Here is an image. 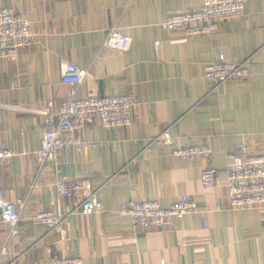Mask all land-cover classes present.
<instances>
[{"label":"crops","instance_id":"0c3cea01","mask_svg":"<svg viewBox=\"0 0 264 264\" xmlns=\"http://www.w3.org/2000/svg\"><path fill=\"white\" fill-rule=\"evenodd\" d=\"M244 1L241 17L184 39L160 23L204 0H0L40 33L37 44L0 58V145L15 153L0 164V188L6 199L27 200L17 236L7 240L8 226L0 222V262L53 264L55 256H79L86 264H264V206L233 211L227 184L241 145L264 156V0ZM112 27L132 37L129 50L104 45ZM246 58L241 80L212 89L203 76L214 61ZM66 62L87 70L79 97L134 95L133 122L104 127L95 119L84 134L89 146L62 149L41 168L34 151L43 144L44 118L33 109L51 103L56 112L67 99ZM167 128L183 143H209L211 156L183 160L164 144L147 151ZM209 166L218 170V182L206 188L201 172ZM59 178L98 187L105 207L69 215L64 241L33 218L51 208L46 184ZM181 195L194 198L197 211L157 231L113 216L131 199L167 207ZM58 207L71 208L73 200L60 198Z\"/></svg>","mask_w":264,"mask_h":264},{"label":"built area","instance_id":"2783aa9c","mask_svg":"<svg viewBox=\"0 0 264 264\" xmlns=\"http://www.w3.org/2000/svg\"><path fill=\"white\" fill-rule=\"evenodd\" d=\"M245 12L244 0H204L203 4L194 10L178 11L170 14L161 27L166 31L181 30L185 38L198 35L213 34L219 23L226 19L241 17ZM40 33L33 29L32 21L11 7L0 6V58L12 59L21 49L37 44ZM132 37L123 33L119 27H112L105 46L122 51L130 49ZM160 41H156L158 55ZM249 58L238 62L214 61L205 73L204 78L212 83V89L228 80H241L248 74ZM87 70L74 62H66L61 74V80L68 86L67 99L61 103L55 112L51 103L33 111L43 116L45 133L42 147L34 151L39 166L56 158L62 149L75 148L81 150L89 146L84 139L89 123L99 120L104 127H126L133 122V109L137 103L131 93L121 95L100 96L88 93L78 96ZM170 145L171 153L183 160L207 159L212 154L209 143L190 145L180 141L169 129L163 130L152 137L146 146ZM242 153L234 156L227 171L230 208L233 211L261 208L264 206V156L247 152L241 145ZM12 148L6 144L0 145V164H7L14 155ZM201 182L206 188L213 187L218 182V170L215 167H205L201 172ZM49 193L50 209L38 212L33 218L42 223L47 235L57 233L64 241L65 221L74 213L92 214L105 211L103 202L99 199V188L80 179L59 178L46 184ZM71 198L73 207L59 209L60 198ZM27 206L26 199L9 200L4 197L0 188V222L8 226L7 240L19 234V223ZM197 211V203L188 195H181L169 206L164 207L158 199L129 200L113 213L117 219L126 218L133 227L147 232L157 231L166 227L173 219H182ZM25 253L19 256L24 258ZM0 264H8L0 262ZM53 264H86L79 256H55Z\"/></svg>","mask_w":264,"mask_h":264}]
</instances>
